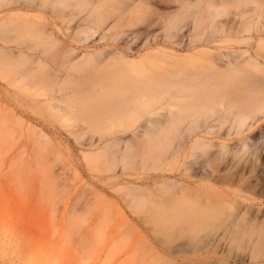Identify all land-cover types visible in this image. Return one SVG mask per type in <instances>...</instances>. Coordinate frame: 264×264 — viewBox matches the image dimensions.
I'll list each match as a JSON object with an SVG mask.
<instances>
[{
    "label": "rangeland",
    "instance_id": "rangeland-1",
    "mask_svg": "<svg viewBox=\"0 0 264 264\" xmlns=\"http://www.w3.org/2000/svg\"><path fill=\"white\" fill-rule=\"evenodd\" d=\"M105 7L111 28L83 32ZM245 51L258 71L241 64ZM236 68L256 85L239 84L232 97L264 104V0H0V264H132L147 223L178 198L196 199L170 182L184 176L193 187L204 158L189 137L172 160L143 165L138 137L149 115L132 105L126 116L124 104L134 92ZM255 118L208 135L229 146L215 166L232 193L218 198L250 224L264 218V111ZM151 119L162 134V116ZM155 134L151 142L163 137ZM224 244L205 242L191 258L243 255L210 250Z\"/></svg>",
    "mask_w": 264,
    "mask_h": 264
},
{
    "label": "bare ground",
    "instance_id": "bare-ground-1",
    "mask_svg": "<svg viewBox=\"0 0 264 264\" xmlns=\"http://www.w3.org/2000/svg\"><path fill=\"white\" fill-rule=\"evenodd\" d=\"M110 13H112L110 7H105L96 15L92 24L85 27L83 32L94 33L99 29H106L107 26H102V22ZM251 28L253 26L248 31ZM257 50L259 51L258 47ZM242 54H246V58L243 59L241 64L249 70L258 71L260 67L256 60V54H251L249 51ZM90 56L87 54L82 55V57L87 58ZM237 65H240V63ZM217 76L215 79L206 77L198 81L196 79L187 80L185 83L180 81L175 83L163 82L164 84L154 89L134 92L132 103H129V105L124 102V107L129 106L125 113L121 110L126 116L128 114L132 115V105L133 108L136 107L140 112L149 115L148 119L145 120L146 126L138 137L144 139L142 149L138 154L143 165L172 160L180 150L187 147L189 137H193L191 147L198 149L199 154L204 158L200 173L193 175L194 178H197L193 181L195 183L193 187L184 176L180 177L181 181L172 180L170 182L196 194V199H190L185 193L186 197L178 198L165 210H160L157 220L152 219L151 222L147 223L144 227L146 234L140 235L135 241L132 240V264H209V261H193L191 257L198 255L204 249L205 245L203 243L213 242L218 245L221 241L225 243L224 246L219 247L216 245L210 250L215 251V249H218L219 253H223L225 250L229 251L236 247L242 248L245 254L233 258V261L230 262L217 259L212 262L213 264H264V259H260L263 257L262 251L264 250V218H261L263 223L259 220L257 223L250 224L245 220V213L233 214L232 211L235 210L233 200L218 198L219 195H226L227 197L228 194L232 193L230 191L231 187L227 185L228 180L216 176V173L220 170L215 166V161L227 153L229 146L225 143L215 142L208 136L215 125L224 127L225 124L227 126V123L229 125L232 122L234 124L232 128H236V131L248 126L252 120H256L255 114L264 111V104L260 100L254 103L250 100L251 98L243 95H240L239 98L232 97L234 89L239 84H245L249 87L256 85V82L250 81V77L248 79L247 76L242 75L239 68ZM139 80L142 82L140 78ZM144 82L145 80L142 84ZM118 91L122 94V90ZM123 92L125 93V91ZM234 96L237 97L238 95ZM248 96L250 95L248 94ZM123 97H125L124 94ZM121 105L120 107H123ZM118 114L121 115L122 113L117 112L115 116ZM155 114L161 115L165 122L164 131H161L162 134L151 129L152 126H155L153 125L154 120L151 119ZM128 120L132 121L131 118ZM90 127L87 129L89 130ZM101 128L104 130L102 125ZM96 129L98 130V128ZM155 133L163 135V137H157L160 139V141L157 139V143L151 142L155 139ZM179 139L181 141L178 144L175 143ZM110 145L112 144L110 143ZM238 145L239 151L247 149V144L244 141H241ZM212 149L215 151H211ZM235 154V156L239 155L237 151ZM168 186H170L168 182H164L159 186V190L165 192ZM140 199L145 203L152 202L151 199L146 197Z\"/></svg>",
    "mask_w": 264,
    "mask_h": 264
}]
</instances>
